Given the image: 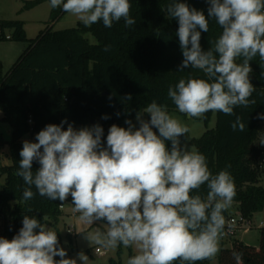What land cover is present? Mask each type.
I'll use <instances>...</instances> for the list:
<instances>
[{"label":"clouds","instance_id":"1","mask_svg":"<svg viewBox=\"0 0 264 264\" xmlns=\"http://www.w3.org/2000/svg\"><path fill=\"white\" fill-rule=\"evenodd\" d=\"M206 2L207 16L180 0H172L165 10L178 22L183 60L177 71L192 68L204 74V78H181L168 88V97L189 118H201L208 111L234 115L235 107L254 105L249 62L257 55L264 61V0ZM50 6L85 26L102 21L111 28L121 19L125 26L136 23L130 17L129 0H50ZM210 19L222 34L205 51L201 32L209 31ZM145 113L149 120L143 118ZM136 120L138 128L131 120L125 121L127 128L113 124L106 146L99 124L78 130L72 124L64 129L66 120L46 125L36 135L38 142L26 140L20 151L16 175L26 185L22 199L30 201L39 194L63 206L71 196L73 212L85 225L105 222L103 228L84 232L90 245L135 249L126 264H196L214 259L226 225L223 213L236 196L233 177L227 170L213 174L195 146H181L180 137L189 128L170 115L166 105L152 101L136 113ZM231 127L244 131L246 125L236 116ZM166 141L171 142L170 149ZM34 161L40 165L35 172ZM205 185L206 197L193 195ZM47 221L46 216L41 221L24 215L11 240L0 237V264H77V259L89 264L83 252L65 258L67 252L59 247L57 232ZM234 226L229 224L228 230ZM232 255L236 264H242L241 253Z\"/></svg>","mask_w":264,"mask_h":264},{"label":"trees","instance_id":"2","mask_svg":"<svg viewBox=\"0 0 264 264\" xmlns=\"http://www.w3.org/2000/svg\"><path fill=\"white\" fill-rule=\"evenodd\" d=\"M43 1L27 2L25 8ZM129 2L130 17L136 21L132 26H125L121 19L113 22L111 28L105 27L102 21L91 26L79 22L76 27L65 30L47 28L31 40L5 74L0 63V110L13 130L9 143L12 164L2 167L6 176L0 189L2 238L11 240L19 232L24 215L41 221L46 216L48 223L57 221L62 215L59 200L53 201L39 194L30 201L22 199L26 185L16 172L26 136H36L46 125H60L65 120L64 129L68 124L81 127L99 124L104 130L102 141L106 146L108 130L113 124L127 128L125 121L133 123L136 113L152 101L166 105L168 111L178 110L167 95L169 86H175L179 79L188 76L204 78L198 69L177 71L183 60L176 36L178 22L169 19L165 11L172 0ZM180 2L202 10L207 16L209 4L206 0ZM64 14L61 8H53L51 20L54 22ZM221 34L220 26L210 19L209 31L201 32L202 49L207 51ZM3 40L27 41L24 23L0 20V41ZM249 63V79L255 88L250 99L256 103L235 107L234 115L208 111L201 119L208 127L216 113V127L192 139L191 144L205 155L213 174L221 170L231 174L236 190L233 203L238 204L241 214L250 220L264 210V188L259 185L264 174L261 169L264 145L256 143L258 133L264 127V119L259 118L264 114V61L257 55ZM129 94L132 99L126 100ZM104 116L108 119H103ZM236 116L245 123L244 131L232 129ZM186 139L188 134L180 137V141ZM4 144L0 138V149ZM166 144L170 149L171 142L166 141ZM39 167L34 161L33 172ZM207 191L205 185L193 195L206 197ZM233 252L242 254V264H264V227L260 229L259 247L234 240L231 247L220 249L218 264H236ZM209 262L197 261L196 264ZM109 264L123 263L111 259Z\"/></svg>","mask_w":264,"mask_h":264},{"label":"rangeland","instance_id":"3","mask_svg":"<svg viewBox=\"0 0 264 264\" xmlns=\"http://www.w3.org/2000/svg\"><path fill=\"white\" fill-rule=\"evenodd\" d=\"M34 0H0V20H20L24 23V29L27 35V41H13L3 40L0 41V63L3 67V74L8 72L17 59L27 49L31 40L36 39L43 31L47 28H53V30H65L74 28L78 25L79 19L66 13L55 20H51V14L53 8L50 6V0H45L38 5L25 8L27 2ZM91 41H94L91 38ZM170 115L174 116L184 125L189 128L188 139L181 141V146L191 148V140L194 138L201 137L204 132L208 129H214L216 127L217 116L213 114L212 119L208 125H205L201 118H189L187 114L180 113L178 110L168 111ZM143 118L149 120V114L145 113ZM133 124L138 128L139 124L135 119ZM75 129L83 128L81 126H73ZM90 127V126H86ZM154 131H157L154 129ZM13 130L8 122L4 120V113L0 110V138L5 142L2 149H0V189L5 183V175L2 172L3 166L12 164V160L9 156V143L12 140ZM256 143H260L264 140V127L258 133ZM27 140L31 142L36 141V136H26ZM264 145V144H262ZM259 185L264 188V174L261 176ZM70 197V196H69ZM68 199L64 201L62 215L57 221L48 223V226L57 232L59 247H63L67 256L65 258H77L78 254L83 252L89 258V264H109L111 259L117 260L126 264L128 258L136 254L134 248H124L122 245L115 249H104L97 245H90L89 242L84 238L85 233L89 231H95L97 227H105L104 221H98L94 225H85L79 219V213L73 212L72 200ZM230 214L235 218H240L239 205L232 203L231 207L227 209ZM226 220V218H225ZM252 221L251 227L241 228L236 231V235L232 238L221 239L220 249L222 247H231L234 240H238L245 245L259 247L260 245V223H264V210L260 213H256L250 219ZM2 235V219L0 218V237ZM99 248L102 253L96 251ZM220 252V251H219ZM104 253V254H103ZM218 255L210 260L209 264H218ZM59 260L60 257H55ZM77 264H82L77 259Z\"/></svg>","mask_w":264,"mask_h":264},{"label":"built area","instance_id":"4","mask_svg":"<svg viewBox=\"0 0 264 264\" xmlns=\"http://www.w3.org/2000/svg\"><path fill=\"white\" fill-rule=\"evenodd\" d=\"M261 169L264 172V158L261 161ZM61 209L63 208V206L60 207ZM234 222V228L229 231L228 230V225L232 224ZM252 225V221L245 218L242 214H240V218H235L233 216H227L226 218V225H225V229H224V235L222 236L221 239H228V238H232L236 235V231L241 229V228H248L251 227ZM259 226L264 227V223H260ZM97 252L102 253V251L97 248L96 249ZM56 259V258H55Z\"/></svg>","mask_w":264,"mask_h":264},{"label":"water","instance_id":"5","mask_svg":"<svg viewBox=\"0 0 264 264\" xmlns=\"http://www.w3.org/2000/svg\"><path fill=\"white\" fill-rule=\"evenodd\" d=\"M104 94L106 95V93H104ZM227 214H228L227 211H225V212H224L225 217L227 216Z\"/></svg>","mask_w":264,"mask_h":264},{"label":"crops","instance_id":"6","mask_svg":"<svg viewBox=\"0 0 264 264\" xmlns=\"http://www.w3.org/2000/svg\"><path fill=\"white\" fill-rule=\"evenodd\" d=\"M228 213V212H227ZM230 215L229 213L227 214V216ZM227 216L225 218H227ZM104 254V253H103Z\"/></svg>","mask_w":264,"mask_h":264}]
</instances>
